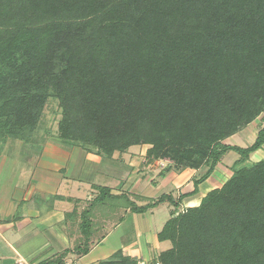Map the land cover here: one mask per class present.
Listing matches in <instances>:
<instances>
[{"label":"trees","instance_id":"trees-1","mask_svg":"<svg viewBox=\"0 0 264 264\" xmlns=\"http://www.w3.org/2000/svg\"><path fill=\"white\" fill-rule=\"evenodd\" d=\"M50 99L62 141L107 159L149 146V163L208 167L196 187L239 155L221 188L179 213L172 195L99 188L78 256L90 252L96 210L168 202L161 264H264V159L247 164L264 126L246 148L223 144L264 114V0H0V136L31 142ZM100 264L138 260L118 252Z\"/></svg>","mask_w":264,"mask_h":264},{"label":"crops","instance_id":"crops-1","mask_svg":"<svg viewBox=\"0 0 264 264\" xmlns=\"http://www.w3.org/2000/svg\"><path fill=\"white\" fill-rule=\"evenodd\" d=\"M251 126L223 144L238 146L237 140L244 146L239 135ZM148 149L134 146L107 159L62 141L57 133L40 143L0 136V264H100L118 252L145 264H161L159 256L172 246L159 240L176 210L168 202L145 213L122 212V220L95 228L87 255L78 256L75 250L83 238V212L101 187L112 189L114 195L147 199L172 195L177 201L182 199L179 213L198 207L210 191L221 188L233 175L225 179L220 163L196 187L208 167L176 171L167 161L149 163ZM164 211L162 219L159 214Z\"/></svg>","mask_w":264,"mask_h":264},{"label":"rangeland","instance_id":"rangeland-1","mask_svg":"<svg viewBox=\"0 0 264 264\" xmlns=\"http://www.w3.org/2000/svg\"><path fill=\"white\" fill-rule=\"evenodd\" d=\"M62 118V111L59 107V104L56 100L54 99H50L46 109H45V113L41 122L40 127L38 128V130L33 134V136L30 137V141L34 142V143H40L42 142L45 138H47L48 136L52 135V134H56L58 132V127H59V122ZM264 126V114H262L253 124L252 126L249 128V130L245 131L244 133H246V135H250V133L253 134V139L248 136L245 137L244 133H241L239 135V137L241 136L242 138V142L244 143L243 147H248L250 146L254 140L256 139L257 136V132ZM251 131V132H249ZM15 141V140H14ZM229 143H233L232 140L229 141ZM235 144H237L238 146H241V144L235 140ZM241 146V147H242ZM239 158V155L235 152H230L228 154H226L222 160V164L224 165L223 167H221V174L226 175L225 179H228V177L233 173L234 169H233V163L235 160H237ZM264 159V149H261L259 151H257L256 153L251 155L250 161H248L247 164H252L258 161H261ZM230 179V178H229ZM165 212V213H164ZM161 212L159 214V216H162L164 218H166V211ZM113 208L112 207H107L103 210H96L94 213V222L95 225L94 227L98 228V227H102L104 225L105 222L108 221H118L119 217H121V215L123 214L122 212H120L119 214H116L117 216H114L113 214ZM164 213V214H163ZM169 214V213H168ZM101 235V234H100Z\"/></svg>","mask_w":264,"mask_h":264},{"label":"built area","instance_id":"built-area-1","mask_svg":"<svg viewBox=\"0 0 264 264\" xmlns=\"http://www.w3.org/2000/svg\"><path fill=\"white\" fill-rule=\"evenodd\" d=\"M66 264H77L76 261H67ZM138 264H145L143 261H138Z\"/></svg>","mask_w":264,"mask_h":264}]
</instances>
